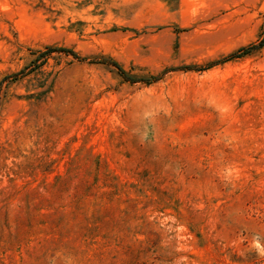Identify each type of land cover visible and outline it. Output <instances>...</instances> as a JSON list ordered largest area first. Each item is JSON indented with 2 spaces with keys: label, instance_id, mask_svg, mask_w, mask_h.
<instances>
[{
  "label": "rangeland",
  "instance_id": "374dc122",
  "mask_svg": "<svg viewBox=\"0 0 264 264\" xmlns=\"http://www.w3.org/2000/svg\"><path fill=\"white\" fill-rule=\"evenodd\" d=\"M0 264H264V0H0Z\"/></svg>",
  "mask_w": 264,
  "mask_h": 264
},
{
  "label": "trees",
  "instance_id": "16d2710c",
  "mask_svg": "<svg viewBox=\"0 0 264 264\" xmlns=\"http://www.w3.org/2000/svg\"><path fill=\"white\" fill-rule=\"evenodd\" d=\"M53 51L64 52V53L71 54L74 57L78 58L77 55L73 51H70V50H67V49H49V52H53Z\"/></svg>",
  "mask_w": 264,
  "mask_h": 264
},
{
  "label": "bare ground",
  "instance_id": "6f19581e",
  "mask_svg": "<svg viewBox=\"0 0 264 264\" xmlns=\"http://www.w3.org/2000/svg\"><path fill=\"white\" fill-rule=\"evenodd\" d=\"M187 1V0H186Z\"/></svg>",
  "mask_w": 264,
  "mask_h": 264
}]
</instances>
